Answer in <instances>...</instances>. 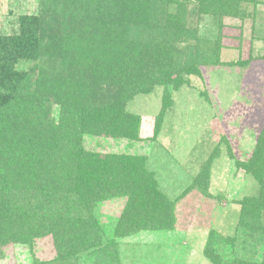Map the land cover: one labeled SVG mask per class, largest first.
Masks as SVG:
<instances>
[{
  "label": "trees",
  "instance_id": "1",
  "mask_svg": "<svg viewBox=\"0 0 264 264\" xmlns=\"http://www.w3.org/2000/svg\"><path fill=\"white\" fill-rule=\"evenodd\" d=\"M39 8L16 34L0 36V255L51 236L57 253L47 264H78L82 254L120 264L116 239L171 229L174 203L146 158L88 150L84 139H136L129 101L156 85L177 88L217 63L220 43L204 46L191 17H242L240 0H40ZM168 103L165 95L155 129ZM211 163L194 179L203 193ZM236 164L257 186L241 201V254L226 262L209 242L206 256L212 264H264V127L250 158ZM117 197L125 207L104 242L94 210ZM254 244L263 246L260 263L242 258L257 255Z\"/></svg>",
  "mask_w": 264,
  "mask_h": 264
},
{
  "label": "rangeland",
  "instance_id": "2",
  "mask_svg": "<svg viewBox=\"0 0 264 264\" xmlns=\"http://www.w3.org/2000/svg\"><path fill=\"white\" fill-rule=\"evenodd\" d=\"M39 2L0 0V36L11 37L25 17H37ZM240 6L242 17H191L204 46L220 43L217 63L200 66L199 76L183 77L177 88L156 85L129 101L125 111L137 117L136 139H84L88 150L146 158L159 190L174 203L171 229L116 239L120 264H212L205 252L209 242L226 262L240 253L241 201L254 195L257 186L236 163L250 158L264 127V0H240ZM165 95L169 103L155 129ZM209 159L208 189L203 193L194 179ZM125 203L126 197H117L96 205L102 241L113 238ZM254 247L256 256L242 258L260 263L263 246ZM56 253L52 237L45 236L31 247H7L0 264H47ZM77 262L93 264L85 254Z\"/></svg>",
  "mask_w": 264,
  "mask_h": 264
}]
</instances>
